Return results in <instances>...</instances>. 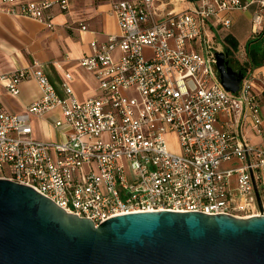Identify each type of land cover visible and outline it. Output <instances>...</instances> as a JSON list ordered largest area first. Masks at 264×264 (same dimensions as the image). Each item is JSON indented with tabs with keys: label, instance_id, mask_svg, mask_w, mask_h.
I'll return each mask as SVG.
<instances>
[{
	"label": "built area",
	"instance_id": "built-area-1",
	"mask_svg": "<svg viewBox=\"0 0 264 264\" xmlns=\"http://www.w3.org/2000/svg\"><path fill=\"white\" fill-rule=\"evenodd\" d=\"M185 1L182 10L173 0L113 1L118 33L92 40L91 54L78 60L97 81L84 100L69 71L60 96L37 61L0 74L12 96L23 80L40 90L24 113L0 108V178L95 225L157 210L264 214V78L246 70L231 92L215 56L231 50L224 32L235 10L251 11L253 34L264 32V0ZM68 9V0H0V12L48 29ZM52 110L65 138H32L30 115Z\"/></svg>",
	"mask_w": 264,
	"mask_h": 264
},
{
	"label": "water",
	"instance_id": "water-1",
	"mask_svg": "<svg viewBox=\"0 0 264 264\" xmlns=\"http://www.w3.org/2000/svg\"><path fill=\"white\" fill-rule=\"evenodd\" d=\"M215 56L221 84L237 91L243 73L229 65L228 49ZM0 264H264V214L157 210L95 225L0 178Z\"/></svg>",
	"mask_w": 264,
	"mask_h": 264
},
{
	"label": "crops",
	"instance_id": "crops-1",
	"mask_svg": "<svg viewBox=\"0 0 264 264\" xmlns=\"http://www.w3.org/2000/svg\"><path fill=\"white\" fill-rule=\"evenodd\" d=\"M67 12L55 13L54 27L46 28L44 25L22 16H14L0 12V74H7L16 68L27 66L37 61L47 74L60 96H64L62 84L65 80L64 72L72 75L69 84L74 96L84 100L95 93L97 81L92 72L79 65V58L91 54V41L106 40L108 34H117L118 24L112 11L115 0H68ZM174 8L182 10L187 7L185 0H173ZM232 25L224 32L237 43V51L248 48L251 30V13L249 11L235 10L231 13ZM239 18H246L250 24L248 33L240 41L231 31ZM79 23L86 25L82 30ZM259 34L264 35V32ZM254 37L249 46L260 43L264 45V36ZM225 40V39H224ZM225 46H229L225 42ZM248 71L259 73L264 78V61L256 67H248ZM40 95L35 80H23L19 85V93L12 96L0 85V108L14 112L24 113L25 108ZM58 110H52L42 116L30 115V136L36 140L61 141L66 136L64 127L56 126L55 120L59 118Z\"/></svg>",
	"mask_w": 264,
	"mask_h": 264
},
{
	"label": "rangeland",
	"instance_id": "rangeland-1",
	"mask_svg": "<svg viewBox=\"0 0 264 264\" xmlns=\"http://www.w3.org/2000/svg\"><path fill=\"white\" fill-rule=\"evenodd\" d=\"M251 13V11H249ZM231 31L238 37V40L240 41L243 39L248 33L250 34V24L247 22L246 18H239V20L233 25L231 28ZM262 34H259V36ZM264 36V35H262ZM254 37H258V35L250 34L249 39H253ZM233 39L229 36L225 37V42L229 44V46H232L231 41ZM233 48V46H232ZM245 63H251L249 56L247 55V51H244L241 49L240 52L237 51V48L231 49L229 52V65L235 70H237L239 67H244ZM248 70V67L246 68ZM125 94H129V92H125ZM167 139L169 140L170 144L172 146L175 145V138L173 135H168Z\"/></svg>",
	"mask_w": 264,
	"mask_h": 264
},
{
	"label": "trees",
	"instance_id": "trees-1",
	"mask_svg": "<svg viewBox=\"0 0 264 264\" xmlns=\"http://www.w3.org/2000/svg\"><path fill=\"white\" fill-rule=\"evenodd\" d=\"M261 33V32H260ZM255 35H259V33L255 34ZM231 41V39H229ZM253 40H248V48L246 50L247 51V55L250 58L251 63H245V66L239 67L237 69V71H240L242 73H244L247 69V67L253 68L256 67L258 65H260L262 63V61H264V45H261L260 43H258L257 45H253V46H249V43L252 42ZM233 48L231 47V49H235L237 48V43L233 41H231ZM228 52H230L231 50L229 48ZM236 70V69H235Z\"/></svg>",
	"mask_w": 264,
	"mask_h": 264
}]
</instances>
